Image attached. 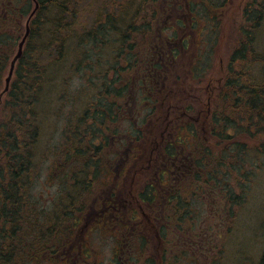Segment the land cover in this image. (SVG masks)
Instances as JSON below:
<instances>
[{
    "label": "trees",
    "instance_id": "trees-1",
    "mask_svg": "<svg viewBox=\"0 0 264 264\" xmlns=\"http://www.w3.org/2000/svg\"><path fill=\"white\" fill-rule=\"evenodd\" d=\"M93 1L0 0V92L37 5L0 98V264H82L78 238L94 211L119 225L113 264H209L214 224L196 226L212 214L216 227L237 225L264 179V0L242 6L211 102L198 99L202 117L187 101L205 63L200 47L188 50L193 33H220L229 0ZM112 156L133 177L90 210ZM45 166L62 181L47 205L32 192Z\"/></svg>",
    "mask_w": 264,
    "mask_h": 264
},
{
    "label": "rangeland",
    "instance_id": "rangeland-1",
    "mask_svg": "<svg viewBox=\"0 0 264 264\" xmlns=\"http://www.w3.org/2000/svg\"><path fill=\"white\" fill-rule=\"evenodd\" d=\"M102 0H94L92 5L89 7L92 9L97 8L98 3ZM119 0H104L110 4V2H118ZM246 0H229L228 4L224 7L221 12V22H220V33H215L209 35L208 30L205 29V35L203 32V36L199 37L198 35L193 33V37L191 39V43L188 50V55L192 50H195V47H200L201 52H199L200 57H198L195 61L202 59V62L205 63L204 67L199 71V77L201 85L199 87H194V89L190 90L189 95L193 97L192 101L188 100L187 102H193L195 105L193 107L194 115L197 114V110H200V105L198 103V99L203 103V105H207L209 102V96L213 95L215 89L219 85L218 78L221 76L226 69V62L232 50L236 29L238 23L241 18V10ZM110 9V5L107 6ZM204 19V18H203ZM208 21V20H207ZM206 28L210 27V22H206ZM180 31L186 30L185 28L180 27ZM187 31V30H186ZM209 42V46L207 45ZM208 48L207 50H204ZM194 52V51H192ZM207 55V58H203V55ZM209 53V54H208ZM191 56V55H189ZM197 88L202 90V93H198ZM204 93V95H203ZM204 99V100H203ZM212 99V98H211ZM209 106V105H208ZM134 112V111H133ZM132 112V114H133ZM200 112H206L205 109H201L197 117L200 116ZM51 128V132H52ZM46 135L48 131L45 132ZM125 146L123 147V149ZM116 149V148H115ZM114 149V150H115ZM112 167L109 168L110 172L106 175L105 178H102L103 185L99 184L95 185L92 193L87 195L86 204H89L90 210L94 208H99V206L94 203V199L97 200L98 193L104 192L107 187L112 184L121 185L118 183L119 177L122 176L124 181L122 182L121 189L123 188L125 192L127 190V186L130 182V178L133 177V173L131 174V167L125 168L123 173H120V170L124 166V162H118L117 157L112 156ZM117 166V164H119ZM122 163V164H121ZM131 168V170H130ZM117 171H114L116 170ZM50 173V170L46 169V166L41 169L40 177L37 179L35 185L32 188L33 195L35 198L39 200L40 203L45 205L52 203L54 200L56 193L59 191L60 179L59 177L47 180V174ZM264 174V172H263ZM132 175V176H131ZM252 176V175H251ZM260 181V180H259ZM62 182V181H61ZM97 192V193H96ZM250 206L246 210L242 211L240 215V220L237 225L236 218L234 221L228 218V224L224 225L223 228L216 227L219 225L220 216L216 214H212V217H207L208 220H204V222H200L199 227L196 226V230H201V227L204 226L202 224L208 225V223H213L214 232V247L215 250L212 253L213 259L210 260L211 264H257L258 259L260 258L262 251L264 249V230L258 228L259 224L254 227L255 220L260 216V211L258 207L262 204L264 206V179L259 182V184L254 187L252 197L250 198ZM92 208V209H91ZM216 210V208L214 209ZM108 211L104 209V212ZM110 211V210H109ZM91 212V211H90ZM112 215H110L106 220L111 219L112 216L117 215V210H111ZM115 213V214H114ZM146 217H150V212L146 211ZM128 213L125 212V215ZM264 215V214H263ZM262 215V220L264 222V216ZM91 219L87 221L82 229L81 234H79L78 245L80 249L78 250V255L81 257L82 264L88 263H96V264H113L114 259L116 258L115 253L118 251V242L122 237L120 232L119 225H117L116 220H114L113 225H110L111 222L107 224L103 221H96V218L99 216L96 211L93 214H90ZM218 219H214L216 217ZM260 220V219H259ZM261 220V221H262ZM259 223V222H258ZM109 225V229L107 228ZM225 249V253L219 254V251ZM69 256V255H68ZM115 256V257H114ZM215 256H218V259H215ZM223 257V259H222ZM63 260V259H61ZM60 260V261H61ZM65 264H76L79 263V259L75 258L74 261L71 258L66 259ZM141 261V260H140ZM209 263V264H210ZM39 264H64L63 261L53 262L50 260L42 261ZM191 264V263H190ZM204 264H207L205 261Z\"/></svg>",
    "mask_w": 264,
    "mask_h": 264
},
{
    "label": "water",
    "instance_id": "water-1",
    "mask_svg": "<svg viewBox=\"0 0 264 264\" xmlns=\"http://www.w3.org/2000/svg\"><path fill=\"white\" fill-rule=\"evenodd\" d=\"M36 8H37V5H35L34 10L30 13L28 19L26 20L24 33H23L20 41L18 42V45H17V48H16L14 56L10 60L9 67H8V70H7V74H6V77L4 79V87H3V90L0 93V97L9 88V83H10V79H11V76H12V73H13V70H14V67H15V63H16L17 59L22 55L23 45H24L25 40H26V38L28 36V33H29V26H28L29 20L32 17V15H33L34 11L36 10Z\"/></svg>",
    "mask_w": 264,
    "mask_h": 264
}]
</instances>
